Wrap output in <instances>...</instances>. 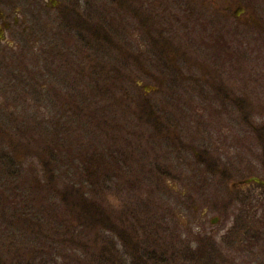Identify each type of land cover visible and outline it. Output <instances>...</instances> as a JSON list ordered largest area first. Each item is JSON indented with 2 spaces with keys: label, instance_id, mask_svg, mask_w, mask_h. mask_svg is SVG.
I'll return each mask as SVG.
<instances>
[{
  "label": "rangeland",
  "instance_id": "374dc122",
  "mask_svg": "<svg viewBox=\"0 0 264 264\" xmlns=\"http://www.w3.org/2000/svg\"><path fill=\"white\" fill-rule=\"evenodd\" d=\"M59 1L0 47V264H264V0Z\"/></svg>",
  "mask_w": 264,
  "mask_h": 264
},
{
  "label": "flooded vegetation",
  "instance_id": "af4514ba",
  "mask_svg": "<svg viewBox=\"0 0 264 264\" xmlns=\"http://www.w3.org/2000/svg\"><path fill=\"white\" fill-rule=\"evenodd\" d=\"M43 1L45 8L59 10V17L62 20L61 24H63L67 6L62 5L59 0ZM36 9V0H0V47H2V44H5L3 46L13 47L18 30L31 33L34 31L31 19L34 20L33 13ZM21 48H23L22 51L24 53L26 47L23 46ZM5 50L6 47H4L2 55L8 52Z\"/></svg>",
  "mask_w": 264,
  "mask_h": 264
},
{
  "label": "trees",
  "instance_id": "16d2710c",
  "mask_svg": "<svg viewBox=\"0 0 264 264\" xmlns=\"http://www.w3.org/2000/svg\"><path fill=\"white\" fill-rule=\"evenodd\" d=\"M155 121H156V120H155ZM71 187H72V190H70L71 188L68 187V188L64 191V195H65V197L67 198V197H68V194H69L70 196L73 195L74 197H76L75 200L79 199L78 196H81V195H79V193H81V191H80L79 189H76V186H75V185H71ZM74 187H75V188H74ZM75 190H77L76 193H75ZM77 205H78V204H77Z\"/></svg>",
  "mask_w": 264,
  "mask_h": 264
},
{
  "label": "water",
  "instance_id": "95a60500",
  "mask_svg": "<svg viewBox=\"0 0 264 264\" xmlns=\"http://www.w3.org/2000/svg\"><path fill=\"white\" fill-rule=\"evenodd\" d=\"M246 181H257V182H264L263 180H261L259 177H250L248 179H246Z\"/></svg>",
  "mask_w": 264,
  "mask_h": 264
}]
</instances>
